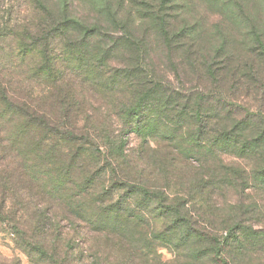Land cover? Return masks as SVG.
<instances>
[{
  "label": "trees",
  "instance_id": "obj_1",
  "mask_svg": "<svg viewBox=\"0 0 264 264\" xmlns=\"http://www.w3.org/2000/svg\"><path fill=\"white\" fill-rule=\"evenodd\" d=\"M260 2L0 0V225L33 264H264Z\"/></svg>",
  "mask_w": 264,
  "mask_h": 264
},
{
  "label": "rangeland",
  "instance_id": "obj_2",
  "mask_svg": "<svg viewBox=\"0 0 264 264\" xmlns=\"http://www.w3.org/2000/svg\"><path fill=\"white\" fill-rule=\"evenodd\" d=\"M12 3L15 4L17 7H19V0H13V1L2 0V7L8 9L11 7ZM247 5L255 8V10H259V8L262 7L260 0H249V3H247ZM201 11H206V10L201 9ZM127 138L130 141L131 147L140 150L141 139L139 137H137L136 135H129L127 136ZM14 239L15 237L12 234V231L8 227L0 225V252L3 255V257L8 260L14 259L15 257H19L20 264H33L29 260V258L16 247ZM159 253L161 255V259L164 264L177 263L176 260H174L175 257L174 253L170 251L168 248L161 247L159 249Z\"/></svg>",
  "mask_w": 264,
  "mask_h": 264
}]
</instances>
